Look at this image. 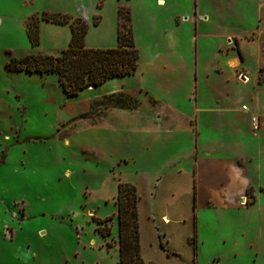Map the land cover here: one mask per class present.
I'll list each match as a JSON object with an SVG mask.
<instances>
[{"label":"rangeland","instance_id":"obj_1","mask_svg":"<svg viewBox=\"0 0 264 264\" xmlns=\"http://www.w3.org/2000/svg\"><path fill=\"white\" fill-rule=\"evenodd\" d=\"M122 5L130 8L140 54L134 74L69 96L54 73L41 75L8 67L13 58L57 54L66 48L70 24L76 18L88 24L86 47H115L117 10ZM195 9L211 17L206 28L201 23L195 30L186 20ZM44 14L67 15L71 20L59 24L43 19ZM34 16L39 19L38 44L27 33ZM258 17L264 23V0H0V264H118L119 252L113 245L118 234L115 198L124 166L118 160L144 148L136 133L138 120L152 115L154 109L161 113V103H178L181 115L193 113L194 71L175 70L177 58L166 52H192L194 61L196 34L198 80L204 97L198 103L214 104L213 91L228 103L235 88L210 90L208 86L218 85V80L212 78L206 84L208 78L201 67H212L219 33L224 41V34L246 30ZM212 21L222 26L221 32L212 27ZM259 75L263 81L264 71ZM126 92L140 100V111L104 114L107 101L126 100ZM251 92L253 100L248 101L255 105L257 91L253 88ZM150 97L157 100L155 107ZM171 110L162 113L172 116ZM210 125L207 133L214 136ZM179 135L172 141L174 146H160L162 140L156 139L153 155L144 152L145 159L140 157L142 171L152 162L158 169L156 176H161L171 155L181 150L183 135ZM254 142V179L246 199L239 205L234 199L201 204L206 207L199 209L201 240L194 264H264V139L258 140V146ZM231 153L224 150L208 158L229 159L234 157ZM212 163L207 161L206 174ZM237 182L230 180L226 190L234 191ZM105 224L110 227L108 236L98 229ZM194 227L197 237V224Z\"/></svg>","mask_w":264,"mask_h":264},{"label":"crops","instance_id":"obj_2","mask_svg":"<svg viewBox=\"0 0 264 264\" xmlns=\"http://www.w3.org/2000/svg\"><path fill=\"white\" fill-rule=\"evenodd\" d=\"M202 14L205 16L202 17ZM186 18V20L189 18V22L194 25L195 30L197 24L201 25V23L206 28V24L211 19L207 13L200 11L197 14L196 9L192 17L187 15ZM262 22L261 17H258L257 21L245 28L246 30L232 29L224 34V41H222V26L216 24V21H212V27L219 28V32H221L219 33L220 41L215 45L212 67L207 69L202 65L201 69L208 78L205 81L206 84H210L209 80L212 78L218 80V85L212 87L214 84H210L208 86L210 90H218L223 86L236 89L232 90V98L227 101L228 103H224L221 96L218 93L215 94V91H213L214 104L207 100L198 103L199 98L204 97L198 80L200 68L198 66V37L196 34L194 61L192 52L187 55L179 54L175 50L166 52L167 55L176 56L178 63L174 65L175 70L183 68L185 73L194 71L193 113L186 116L181 115L177 108L178 103L174 102V105L161 103V113L157 111L158 109L157 112L154 109L152 115L140 117L138 120L136 133L141 136L139 144L144 147L140 148L143 151L137 150L136 155L118 160L120 164L124 165L120 167V180L132 183L137 188L140 250L144 264H194L195 250L199 251L201 240L199 209L206 207L201 206L202 202L216 203L234 199V202L239 205L242 198L246 199L247 190L253 186L254 141L258 146V140L262 137L264 139V97L261 99L264 80L262 81L259 75L261 70L264 71V23ZM160 39L164 40L161 36ZM250 46L254 47L253 51H247ZM180 62L181 67L179 66ZM164 65L168 66V63H164ZM239 73L244 75V78L247 77L249 81L243 83L241 78L237 77ZM250 83L252 86L251 89H248ZM205 85L203 86L205 87ZM253 88L257 91L255 105L248 101V99L253 100L251 92ZM210 90L205 92H210ZM117 93L121 94L122 91ZM188 94L191 96V91ZM189 98L188 100H190ZM156 101L150 97L149 103L155 107ZM140 104L142 103L139 99L128 93L126 100L120 98L109 100L103 106L104 114L118 110L140 111ZM243 105L247 107L246 110L242 109ZM169 107H172V116L165 115V112L162 113ZM252 115H256L259 119L260 126L256 135H254L252 127ZM208 124L214 126V136L207 133ZM180 133L183 135L181 150L176 153L177 156L171 155L169 164L162 167V175L156 176L158 169L152 162L149 163L146 171H142L145 168L138 166L142 163L140 157L145 159L144 152L153 155V142L156 139H161L160 146H174L172 141L179 139ZM213 137L215 138L214 142L211 139ZM224 150L233 152L231 155L234 157L219 158V160L208 158L222 155ZM138 158H140V162H138ZM209 160L214 162L211 165L213 168L209 166V173L206 174V168H208L206 163ZM127 166L129 169H133L132 172L127 171ZM248 173L252 174L250 179H248ZM230 180L239 181L237 182L239 186L237 184L238 188L234 191L226 190L228 185L225 184ZM164 219H167L168 222L165 223ZM195 224H197L198 235L195 236V242H193L191 238L195 235ZM177 238L180 239L179 243H177ZM161 244H164V247ZM113 245L119 252L118 234L117 241L114 240ZM168 251L176 255H169Z\"/></svg>","mask_w":264,"mask_h":264},{"label":"trees","instance_id":"obj_3","mask_svg":"<svg viewBox=\"0 0 264 264\" xmlns=\"http://www.w3.org/2000/svg\"><path fill=\"white\" fill-rule=\"evenodd\" d=\"M117 44L113 48H89L85 45L88 24L81 18L71 21V38L66 48L57 54H31L10 61L12 71H26L41 75L54 73L62 90L69 96L77 95L88 87H98L106 81L134 74L139 67L140 54L136 47L132 15L126 5L118 8ZM43 19L59 24L70 22L71 17L61 14H44ZM39 19L32 17L27 33L34 44L39 42ZM116 100V99H109ZM108 100V101H109ZM107 101V102H108ZM139 196L134 184L119 182L115 198L118 219V264H144L141 257L138 224ZM104 222L99 220V223ZM103 236L110 234L105 224L98 228ZM195 242V235L191 238ZM164 247V244H161ZM169 255H176L167 252Z\"/></svg>","mask_w":264,"mask_h":264},{"label":"built area","instance_id":"obj_4","mask_svg":"<svg viewBox=\"0 0 264 264\" xmlns=\"http://www.w3.org/2000/svg\"><path fill=\"white\" fill-rule=\"evenodd\" d=\"M243 110H246L247 107L245 105L242 106ZM251 122H252V127H253V131H254V135L257 134L258 130H259V119L256 115H252L251 116Z\"/></svg>","mask_w":264,"mask_h":264},{"label":"bare ground","instance_id":"obj_5","mask_svg":"<svg viewBox=\"0 0 264 264\" xmlns=\"http://www.w3.org/2000/svg\"><path fill=\"white\" fill-rule=\"evenodd\" d=\"M241 80L243 81V83H246V82H248L249 81V79L248 78H244V77H241ZM89 89H92L93 87H88ZM163 221H165V223H167L168 222V220L167 219H164Z\"/></svg>","mask_w":264,"mask_h":264}]
</instances>
